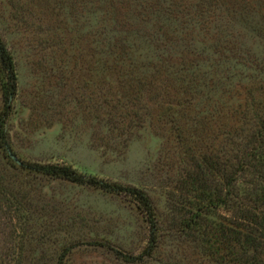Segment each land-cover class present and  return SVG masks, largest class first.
Instances as JSON below:
<instances>
[{
    "label": "rangeland",
    "instance_id": "1",
    "mask_svg": "<svg viewBox=\"0 0 264 264\" xmlns=\"http://www.w3.org/2000/svg\"><path fill=\"white\" fill-rule=\"evenodd\" d=\"M119 1L106 20L103 0H0V37L17 76L5 128L19 164L0 150V203L16 231L10 264H57L66 249L63 264H216L188 231H211L234 215L224 206H207L214 187L225 194L226 170L204 175L197 166L204 156L234 165L254 147L257 127L249 110L264 115V75L254 64L264 58V46L239 21L219 35L222 46L245 39L236 53L250 70L239 72L242 80L232 82L234 89L191 80L209 63L197 67L198 52L171 53L160 73L146 65L123 67L122 56L112 51V36L103 34L112 18L126 16ZM236 4L237 16L255 18L263 28L264 0ZM246 4L249 11L238 9ZM140 10L131 8L134 15ZM188 31L198 49L211 44L197 30ZM206 52L215 55L213 49ZM149 54L142 50L131 57L144 64ZM3 82L0 70V111ZM22 162L70 166L81 175L144 191L157 231L154 253L133 263L115 254L138 257L147 247L149 224L134 199L30 173ZM247 181V175L239 177L240 191H247ZM197 213L196 224L184 226Z\"/></svg>",
    "mask_w": 264,
    "mask_h": 264
},
{
    "label": "trees",
    "instance_id": "2",
    "mask_svg": "<svg viewBox=\"0 0 264 264\" xmlns=\"http://www.w3.org/2000/svg\"><path fill=\"white\" fill-rule=\"evenodd\" d=\"M118 1L103 0L106 20L113 15ZM176 1H121L119 5L123 6L126 16L122 20L112 18L110 21L112 25L108 29L104 27L103 30L105 38L112 36L114 41L111 44L112 51L118 54V58L122 56V58H119L121 61L120 65L129 68H140L146 65L151 67L154 73H160L164 69V62L167 63L168 56H172L171 53H175L178 56H184V54L194 56L198 52L197 55L199 56L197 57L201 56V59L197 62V67L202 62L209 63L203 64L196 69L201 75H196L199 74L196 73L192 75L193 78L191 80L202 82L201 87L204 85L207 88L232 86L234 89L232 82H234L233 84H239V79L242 80L239 72L243 68L250 70V66L246 67L247 63L243 60L244 57L236 53L237 45L241 41L236 40L234 47L232 44L222 46L220 43L224 40L220 39L219 35L226 33L228 26L231 24L229 30L234 29L233 22L239 21L246 26H251V32L254 36L252 38L260 40V44L264 46V26L263 28L260 27L259 21H256L255 18L247 20L237 16L235 12L237 0H195L192 3L193 5L190 6H183L181 4L182 0H178L179 3ZM133 7L143 10H140V14L136 13L134 15L131 11ZM248 8L249 6L246 4L238 9L249 11ZM150 16L157 22L152 21ZM262 21H264V17H262ZM190 29L197 30V35L203 38L204 41L209 39L206 42L210 41L211 44L205 43L208 45L207 47L198 49L200 47L197 46L195 38H187L186 36ZM183 31L186 32L183 33ZM244 40L241 43H244ZM109 41L111 40L109 39ZM208 49H213L215 55L210 56V53L206 52ZM142 50L150 53L144 57V64H140L138 60H134L131 57L132 54L140 53ZM229 53L231 56H228ZM122 54L127 55L129 58H125ZM261 58L260 60L255 59L254 64L260 70V75L263 76L264 58ZM229 63H231V66L227 65ZM223 67L225 70L217 73L218 69ZM0 70L4 76V82L1 86L3 107L0 111V150L6 157L10 158L11 150L5 126L11 113L10 103L16 95L17 76L13 58L7 51L1 37ZM206 73L208 76L212 74L213 77L208 78ZM244 78L246 79V76ZM260 79L261 82L264 81V78ZM188 83L191 82L188 81ZM225 92L227 93L228 91ZM249 111L253 114L251 120L255 122L257 127L254 133V138L256 139L254 140V143L256 142L254 147L242 152L234 165L221 163L214 156L212 158L204 156L201 164L197 166L199 172L203 174L207 171H212L213 175H220L223 170L227 172L223 176L225 179V194L221 197V191L214 187L213 190L216 192L214 199L209 196V204L207 206H224L228 211H233L234 215L226 225L216 224L210 228L211 231H188L194 234L195 238L198 237L199 242L202 244V249L207 255L211 256V259L216 264H264V115H260L259 118L258 114L253 112L252 109ZM257 142L260 143V146L256 145ZM20 166L30 173L51 179L63 180L79 186H89L106 193L131 197L140 205L149 224L148 244L138 257L122 255L119 252H115V254L125 262L133 263L142 260V258L150 257L156 250L157 231H155L153 210L150 200L144 191L81 175L70 166L23 162ZM242 175L248 176V189L246 192L240 191L237 187L238 179ZM203 194L206 193L203 192ZM203 196L205 197V195ZM3 204L0 203V220L5 219V222L1 225L4 231H1L2 235L0 236V264H10V259L14 257L16 249L14 244L16 231L11 216L3 207ZM199 211L201 212V209H198ZM200 218L201 213H197L196 217L186 221L184 226L190 229ZM68 252L69 249L63 251L58 258L57 264H63Z\"/></svg>",
    "mask_w": 264,
    "mask_h": 264
},
{
    "label": "water",
    "instance_id": "3",
    "mask_svg": "<svg viewBox=\"0 0 264 264\" xmlns=\"http://www.w3.org/2000/svg\"><path fill=\"white\" fill-rule=\"evenodd\" d=\"M11 159L16 163L19 164V161L17 158H15L12 154H10Z\"/></svg>",
    "mask_w": 264,
    "mask_h": 264
}]
</instances>
